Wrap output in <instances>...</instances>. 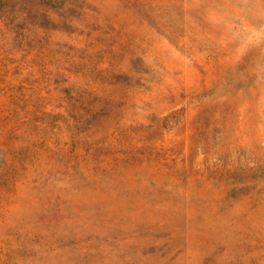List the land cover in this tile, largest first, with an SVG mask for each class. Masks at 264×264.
Listing matches in <instances>:
<instances>
[{"label":"rangeland","instance_id":"1","mask_svg":"<svg viewBox=\"0 0 264 264\" xmlns=\"http://www.w3.org/2000/svg\"><path fill=\"white\" fill-rule=\"evenodd\" d=\"M0 264H264V0H0Z\"/></svg>","mask_w":264,"mask_h":264}]
</instances>
